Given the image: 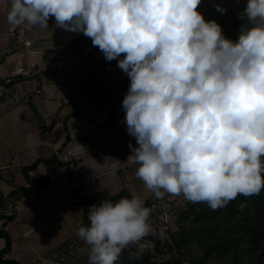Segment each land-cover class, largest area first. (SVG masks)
I'll return each instance as SVG.
<instances>
[{"label": "clouds", "instance_id": "obj_1", "mask_svg": "<svg viewBox=\"0 0 264 264\" xmlns=\"http://www.w3.org/2000/svg\"><path fill=\"white\" fill-rule=\"evenodd\" d=\"M9 3L8 24L48 29L54 17L56 27L82 32L106 61H118L130 79L124 123L138 145L129 144L124 163L137 166L156 198L182 195L216 211L264 190V0H247L235 41L205 20L201 0ZM151 211L135 191L92 205L90 226L77 232L89 264H119L130 246L129 258L139 260L149 248Z\"/></svg>", "mask_w": 264, "mask_h": 264}, {"label": "crops", "instance_id": "obj_2", "mask_svg": "<svg viewBox=\"0 0 264 264\" xmlns=\"http://www.w3.org/2000/svg\"><path fill=\"white\" fill-rule=\"evenodd\" d=\"M48 29L49 37L35 40L33 48L38 56L35 59L34 54H31V58L35 60L31 64L33 69H29V78L24 80L30 83V80L38 79L36 89L27 88L25 94H21V104L18 105L21 106L24 100L30 99L42 121L30 109L34 120L33 139L26 137L23 140L18 132L17 141L7 148L24 158L18 162L20 181L23 177L25 182L23 185L27 182L22 166L29 165L38 158H50L58 152L66 142L64 118L75 110L74 103L78 104L79 110L67 121L72 139L66 147H62L61 159L69 161V164L51 173L50 186L37 194L16 201L7 198L19 187L3 173L11 168L12 162L7 161L8 150L0 152V197L6 198L3 207H0V213H15V218L5 226L13 242L12 251L6 257L19 260L22 264H31L32 260L41 264L43 260L49 262L52 248L77 235L83 216L82 208L76 205V201L82 196L94 195L99 191L115 195L121 190H126L129 197L135 191L144 200L152 196L143 182L135 176L137 166L127 168V163H124L130 155L129 144L138 147L135 138L127 133L122 108L124 96L130 86L129 78L122 80L119 77L113 80L109 75L103 76V68L100 70L98 65L82 62L83 51L77 42L74 41L73 44L67 39L64 29L55 26V20ZM59 43L62 46L59 47ZM106 70L111 71L110 66ZM44 74L50 77V84L43 81ZM55 118L57 123L54 127L46 131L41 129L42 122L48 126ZM78 144L86 150L78 148ZM112 165H116L115 171ZM45 172L46 164L41 163L33 174ZM4 221L5 219H1L0 225ZM67 234L71 235L66 237ZM3 240L5 246L6 241L4 238ZM52 243L55 244L51 245ZM4 246L0 242V249Z\"/></svg>", "mask_w": 264, "mask_h": 264}, {"label": "trees", "instance_id": "obj_3", "mask_svg": "<svg viewBox=\"0 0 264 264\" xmlns=\"http://www.w3.org/2000/svg\"><path fill=\"white\" fill-rule=\"evenodd\" d=\"M3 61L4 57H0V64ZM105 67L106 65L102 68ZM28 78L29 76L24 74L14 77L0 76V85L4 88H12L16 83ZM3 99L4 94L2 93L0 100ZM23 103L28 104L42 121L39 111L30 99L24 100ZM74 105L75 110L68 113L63 121L64 129L67 132L63 148L72 139L67 121L79 110L78 104L74 103ZM56 123L57 118L52 120L48 126L42 122L41 129L46 131L54 127ZM62 147L50 158H38L29 165H23L22 173L27 184L14 189L7 198L10 201H16L31 197L40 190L48 188L51 183L50 174L69 164V161L61 159ZM41 163L46 164L47 172L33 174ZM67 184L69 185V181ZM169 196L170 194H166L165 198ZM122 197H129V193L126 190H121L118 194L111 195L108 192L99 191L94 195L82 196L79 201H76V205L82 208V226H90L88 215L92 205H99L104 200L115 203ZM5 199V197H0L1 208ZM156 203H159V200L153 195L145 199V206L152 209L151 225L159 215V210L155 208ZM14 218L15 213L11 215L0 213V220L5 219L4 223L0 225V236L6 241L5 246L0 249V264H22L19 260L6 257L12 251L13 242L10 232L5 226ZM175 219L177 229L168 228V237H162L159 232L150 233L145 237L144 242L153 243L154 246L148 248V251L139 260L129 258V251L134 250V246H130L122 253L119 264H186V262L189 264H264V190L259 195L238 196L226 207L216 211L211 210L204 203L187 202L184 208L178 210ZM77 243L79 246L85 245L78 235L69 237L52 248L50 256L59 264H66L71 258L75 259L71 264H89V252L80 257H77V253L74 252ZM196 245L200 247L201 255L197 256L193 253V247Z\"/></svg>", "mask_w": 264, "mask_h": 264}, {"label": "rangeland", "instance_id": "obj_4", "mask_svg": "<svg viewBox=\"0 0 264 264\" xmlns=\"http://www.w3.org/2000/svg\"><path fill=\"white\" fill-rule=\"evenodd\" d=\"M219 4L226 9L224 14H221L216 10V5ZM247 4V0H201V4L198 6V11H200L205 20H215L218 24L221 25L223 34L226 38L232 39L233 41L238 39L240 26L246 23V20L239 18V13L242 12L244 7ZM10 3L9 0H0V57H4L5 61L0 64V75L3 77H14L17 74L28 75L31 71V64L35 60L31 56H35V40L36 38L42 39L46 38L50 34L49 29L40 28L39 26H32L24 24L21 26H13L8 24L6 17L8 13ZM55 20L54 17H50L48 21V28L51 26V22ZM61 29V28H60ZM18 31V32H17ZM66 31V30H65ZM67 33V39L74 44V41L77 42L78 47L83 51L82 52V62L84 64L98 65L100 70L104 65L106 67L103 69L104 72L101 74L109 75L113 80L126 79L129 78L120 68L117 67V60L106 61L103 53L92 45L90 38L84 36L82 32H65ZM37 35L35 36V34ZM18 34V36H16ZM72 36V37H71ZM49 37V36H48ZM62 43H59V47L62 46ZM73 46V45H72ZM30 53V54H29ZM32 54V55H31ZM8 56V57H7ZM7 57V58H5ZM123 58V54L121 57ZM103 62V64H101ZM16 66L15 68H13ZM110 66V70H106ZM19 70V72H18ZM18 72V73H17ZM110 72V73H108ZM17 73V74H16ZM43 81L50 84V77L46 74L43 76ZM45 77V78H44ZM130 80V79H128ZM36 82L38 79L30 80V83L26 81L21 82L19 85L14 86L13 88H5L0 85V94H4V99L0 100V152L8 150L10 146L14 144L18 139V132H20V138L23 137V140L26 137L33 139V118L31 116V110L28 105H21V94H25V90L31 87L30 89H36ZM34 87V88H33ZM28 97H26L27 99ZM23 157H20L14 151H7V161L12 162L11 168L4 170L3 173L5 176H8L11 180H14L16 187L22 186L24 178L20 181V162ZM186 201L182 195H170L168 198L163 197V203L160 205L156 203L155 208L159 210V215L155 218L154 224L152 227V234L160 233L163 236L168 237L167 230L177 229L176 219L178 215V210L185 207ZM160 206V208H159ZM158 212V211H157ZM71 234H67L66 237ZM65 237V236H64ZM1 245L4 246V240L0 237ZM55 243H52L53 245ZM149 248L153 247V243H148ZM89 246H79L78 243L74 247V252H76L77 257L84 255L86 252H89ZM193 253L201 255V249L199 246L193 247ZM46 257V256H45ZM75 259H70L66 264H71ZM44 260L42 261L43 264ZM31 264H41L32 260ZM44 264H59L53 258ZM186 264H189L186 262Z\"/></svg>", "mask_w": 264, "mask_h": 264}, {"label": "built area", "instance_id": "obj_5", "mask_svg": "<svg viewBox=\"0 0 264 264\" xmlns=\"http://www.w3.org/2000/svg\"><path fill=\"white\" fill-rule=\"evenodd\" d=\"M125 166H126L127 168H129V167H135V165H129V164H126ZM152 195L154 196L153 193H152ZM157 200H159V203H158V204L163 203V198H162V199H158V198H157Z\"/></svg>", "mask_w": 264, "mask_h": 264}]
</instances>
